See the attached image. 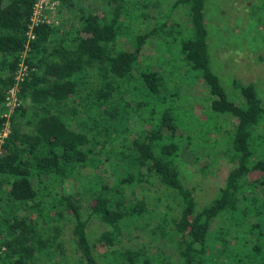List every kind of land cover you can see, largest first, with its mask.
<instances>
[{
    "label": "trees",
    "instance_id": "16d2710c",
    "mask_svg": "<svg viewBox=\"0 0 264 264\" xmlns=\"http://www.w3.org/2000/svg\"><path fill=\"white\" fill-rule=\"evenodd\" d=\"M166 1V18L138 29L136 12L149 0H59L56 19L37 25L27 47L36 0H0V139L10 124L0 153V264H264V99L255 83L235 81L238 103L213 70L206 0ZM181 6L187 24L169 19ZM22 61L29 69L19 80ZM187 70L201 73L206 107L185 104L191 86L177 83ZM205 111L211 118L202 120ZM213 113L236 119L223 143V127L208 126ZM185 115L209 147L187 134ZM220 143L229 167L199 207L184 160L218 157ZM92 218L105 226L95 242ZM153 221L166 249L123 247L126 229Z\"/></svg>",
    "mask_w": 264,
    "mask_h": 264
},
{
    "label": "rangeland",
    "instance_id": "374dc122",
    "mask_svg": "<svg viewBox=\"0 0 264 264\" xmlns=\"http://www.w3.org/2000/svg\"><path fill=\"white\" fill-rule=\"evenodd\" d=\"M95 2L96 0H91ZM150 4L147 11L141 13L136 12V28L145 29L154 24L156 17L166 18L165 12L168 13L170 9H166L167 6L172 4L166 0H149ZM184 6L173 9L172 17H169L170 21L174 19L181 24L188 23V16L185 12ZM205 15L209 28L210 39V59L213 70L220 76L221 82L224 85L230 98L235 99L238 103H241V92L235 87V81L237 83H255L260 92V96L264 99V0H206ZM136 34L135 32L133 35ZM179 48V46H177ZM173 45L169 48L164 46L159 47V50H146V54L155 57L159 53H171ZM151 61V59L149 60ZM159 69V64L156 65ZM183 81L178 82L181 84V91L191 86V93L185 101L186 105L196 106L200 103L206 107L209 99L208 91L203 85H201V73L195 70H187L181 72ZM180 77V78H181ZM188 85H187V84ZM176 83H172L173 90H178L179 86ZM198 90L197 92H195ZM240 94V95H238ZM235 95L240 99H236ZM243 97V96H242ZM202 108V111H204ZM200 113H201V109ZM214 114V113H213ZM187 118V134L191 133L194 140H198L201 137H205V131H201L197 122L191 119V116L185 115ZM216 116L212 122H208V126L212 130L216 124L223 127L222 131L217 133V137L221 143H223L222 136L225 135V131L228 128H232L236 124V119L226 118L228 114L222 115L215 113ZM211 118V115L205 111L202 115V120ZM197 119V114L195 115ZM227 119H229L227 121ZM264 128V120L259 124ZM209 137L206 136L202 142V147H209ZM220 143L217 153L224 149V146ZM200 151V149H199ZM198 151V153H199ZM218 157L209 156L199 160L201 156L193 155L189 152L184 160L182 172L183 180L185 184L194 189L198 206H203L214 196H217L221 185L225 179V173L229 167V162L224 155L218 153ZM202 155V154H201ZM80 188V186H79ZM144 188V187H143ZM142 188V189H143ZM82 190V186L80 188ZM141 188L140 191L145 192ZM156 189L147 185V192L152 194ZM170 202V200H168ZM87 203V202H86ZM87 205V204H86ZM150 205V200H149ZM152 206V205H150ZM218 226L224 228L225 226L220 224L218 220ZM156 222L153 221L149 228H138L137 225L125 230L122 238L123 247L133 246L132 248L138 249L142 246H146L151 249V252H155L159 246V242L163 249H166L164 241H161V235L158 234L156 238L152 236L150 230ZM222 223V222H221ZM71 225V224H70ZM70 225L64 233V237L74 255V250L69 244L72 239V230ZM104 225L96 218H92L89 223L90 239L95 242L102 231ZM235 234V233H234ZM158 238V239H157ZM157 240V241H156ZM70 251V250H69ZM95 252H97L95 250Z\"/></svg>",
    "mask_w": 264,
    "mask_h": 264
},
{
    "label": "built area",
    "instance_id": "2783aa9c",
    "mask_svg": "<svg viewBox=\"0 0 264 264\" xmlns=\"http://www.w3.org/2000/svg\"><path fill=\"white\" fill-rule=\"evenodd\" d=\"M59 5V0H36L33 8V13L30 18L29 26H28V43L32 39L35 38L34 29L40 23H50L57 17V7ZM28 65L25 62H21L20 68L18 70L17 79L21 80V78L28 73ZM17 86L11 89L10 96L8 97V105H9V112L6 116L10 117L11 113L13 112L14 107L16 106L17 97H16ZM10 132V124L7 122L4 132L1 134L2 138L0 139V153H1V145L3 143V139L8 136Z\"/></svg>",
    "mask_w": 264,
    "mask_h": 264
}]
</instances>
